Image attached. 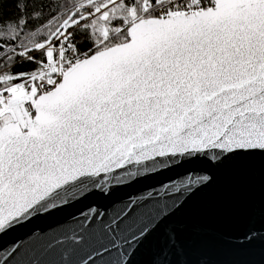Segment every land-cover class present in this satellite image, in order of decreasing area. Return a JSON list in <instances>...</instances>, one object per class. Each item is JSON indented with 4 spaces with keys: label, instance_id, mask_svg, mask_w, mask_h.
Segmentation results:
<instances>
[{
    "label": "snow or ice",
    "instance_id": "6c2138e0",
    "mask_svg": "<svg viewBox=\"0 0 264 264\" xmlns=\"http://www.w3.org/2000/svg\"><path fill=\"white\" fill-rule=\"evenodd\" d=\"M15 6L0 31V238L87 192L182 163L250 173L251 158L264 157V0ZM210 180L191 173L165 188ZM159 215L122 242L115 221L63 233L48 261H20L13 244L0 264H135L170 213ZM166 235L158 264H172L175 233Z\"/></svg>",
    "mask_w": 264,
    "mask_h": 264
},
{
    "label": "water",
    "instance_id": "95a60500",
    "mask_svg": "<svg viewBox=\"0 0 264 264\" xmlns=\"http://www.w3.org/2000/svg\"><path fill=\"white\" fill-rule=\"evenodd\" d=\"M214 164L182 163L115 186L107 195L95 190L79 195L0 238V259L5 248L18 244L20 261L51 260L45 250L54 237L72 230L92 232L113 221V235L122 242L145 224L151 228L159 214L167 212L164 224L136 250L135 264H158L170 231L176 244L169 256L172 264H264V239L239 243L245 233L264 237V157L251 158L250 173ZM191 173L211 180L180 192L165 188L179 185Z\"/></svg>",
    "mask_w": 264,
    "mask_h": 264
},
{
    "label": "trees",
    "instance_id": "16d2710c",
    "mask_svg": "<svg viewBox=\"0 0 264 264\" xmlns=\"http://www.w3.org/2000/svg\"><path fill=\"white\" fill-rule=\"evenodd\" d=\"M17 14L15 0H5L3 7L0 8V31L4 30L5 21L8 18L15 19ZM0 42H3V40L0 39Z\"/></svg>",
    "mask_w": 264,
    "mask_h": 264
}]
</instances>
